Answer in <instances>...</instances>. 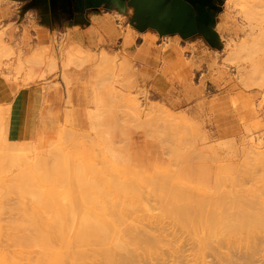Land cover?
<instances>
[{
    "label": "rangeland",
    "instance_id": "rangeland-1",
    "mask_svg": "<svg viewBox=\"0 0 264 264\" xmlns=\"http://www.w3.org/2000/svg\"><path fill=\"white\" fill-rule=\"evenodd\" d=\"M94 94L102 98L104 107L95 105ZM16 105H20L21 110L13 111ZM0 112L4 113L7 125L19 122V130L13 136L16 142L27 147L30 163L40 162L49 166L55 154L54 148L60 147L63 151L75 153L71 155L68 152L69 156H73L69 157V161L71 158L74 160L73 165L68 161V167L74 166V163L87 164L84 166L90 170L86 178L82 173L81 181L94 186L91 189L95 194L106 196L108 193L110 199L113 194L108 189L114 185H119L116 186V189L119 188L116 194L121 191V186L132 188L129 190L127 187L125 191L121 187L124 195L119 192L125 196V204L131 202V206L126 205L127 210L117 205V202H122L121 195L118 194L120 201L117 199V206L113 208L108 205L113 199L108 201L101 195L93 197V192L90 196L97 197L95 205L98 200H103L105 208L106 204L109 208L108 212L103 210L104 204L102 206L99 202L101 205L97 204L98 208L94 204L93 207L103 208L102 214L97 210L95 212L91 204L89 210L97 213L96 216H114L112 211L117 214L121 208L126 213L130 209V217L160 216L162 221L157 218L159 223L149 217L151 226L148 225V218L144 220V223L147 221L145 225L142 220L140 223L143 227L148 225L145 228L147 235L163 234L165 237L159 236L162 240L158 237L159 241H165L162 242V252L159 253V249L155 256L159 259L157 264H224L231 261L264 264V232H258L260 236L254 233L255 240L250 238V245L253 243L257 250H252V255L250 246L247 249L251 251L249 255L247 250L245 253V248L241 252L237 250L239 254L236 251L239 247L234 246L232 241L234 237L230 236V242L229 236L222 232L223 237L219 235L220 239H215L217 243L220 241L218 245H225V240L234 245H229V248L226 245V249L222 245L221 248L218 246L220 249H215L217 243L212 238L220 232L211 235L210 230L204 228L205 232L208 230L206 237L208 234L214 236L210 239L216 245L211 246V240L208 242L206 238L204 242L209 243V248H206L207 244L205 246L202 242L205 235L197 233L202 236V240L197 238L205 246L202 248L208 249V252L202 249L203 253L200 250L198 255L201 246L192 235L196 234L191 230L194 224L189 227L182 221L181 225L192 231L189 234L184 226L183 229L179 226L180 220L174 217L182 216L185 208L188 211H184L183 216L193 213L200 216L203 210H211L200 206V199L205 194L208 197L204 202L209 206L217 202L216 199L210 202L212 196L217 199L220 196L218 201L222 203L227 202L226 198L231 201L232 205L225 203L233 206H226L228 213L224 210L225 206L218 202L221 210L224 208L218 213L222 215L225 211L229 214L224 213L225 217L248 216L255 207L250 206L254 201L262 209L255 210V207L253 215L264 216V164L261 165L264 162V0H0ZM105 131L112 135L110 143L114 151L123 156L122 161L116 158L114 162L103 152L104 156L99 154V136ZM103 161L108 163V167L102 166H107ZM20 168L15 166L1 174L0 185L5 179L10 180L17 175ZM80 168L83 169V166ZM68 177L70 181H65V184L60 182V185L55 182L54 187L68 188L72 181L75 185L71 186V183L70 186L78 192L79 187L76 189L75 186L79 181L70 178L72 174ZM97 179L100 182L110 180L112 183H107L113 186H101ZM159 184L166 186V192ZM154 185L162 190L157 191L158 187L154 188ZM50 186L48 188L47 184L45 187L52 189ZM71 187L67 192H70V200L74 196L76 201L79 199L76 198L77 192H72L75 190ZM96 189L102 192L98 193ZM53 190L57 194L60 191L57 188ZM133 190L137 193L136 200ZM180 190L184 195L187 190L194 195L192 198L200 196L195 198L199 205L194 199L189 200L190 194V197L185 195L188 202L186 198L182 199ZM0 191L2 195L4 189ZM156 191L166 193V196ZM217 192L227 197L216 196ZM11 194H4L6 199L3 195L1 197L5 199L4 204L7 200L3 221L10 216H19L9 212L17 204V196ZM128 195L129 203L125 202ZM162 196L167 199L176 197L179 201L174 198L162 202L167 201L160 200ZM231 196L236 200L232 201ZM60 198L57 200L63 203L67 197ZM106 199L108 202L105 203ZM237 199L240 209L237 208L236 212L233 203L236 205ZM173 200L178 201L174 206ZM82 202L76 209L79 212L89 208L86 207L89 202ZM180 202L182 206L178 205ZM246 202L251 209L240 206ZM164 203L165 209L170 210L171 206L177 209L175 211L171 207L170 212L167 210L173 213L174 220L163 208ZM219 206L213 207L212 217L217 215ZM229 208L235 209L234 215ZM124 211L118 214L126 216L128 213L124 215ZM200 211L202 214H199ZM188 212L189 215L186 214ZM94 213L91 212V215ZM208 213L206 216H209ZM252 213L249 216H253ZM162 216L165 218L162 219ZM152 220L157 221L154 223L158 226H152ZM198 225V228L203 226ZM134 229L139 235L144 233H140L137 227ZM244 237L247 235H242ZM166 244L173 248H168ZM210 247H213L212 253ZM222 248L224 253L220 252ZM233 248H236L235 251ZM227 249L232 250V254ZM216 250L223 255L228 252L229 256L220 254L222 258L219 256L215 261L219 254ZM213 251L216 252L214 256ZM154 258L149 259L156 262ZM141 259L145 260L141 264L149 261L141 257L137 264ZM85 262L92 263L88 259Z\"/></svg>",
    "mask_w": 264,
    "mask_h": 264
},
{
    "label": "bare ground",
    "instance_id": "bare-ground-1",
    "mask_svg": "<svg viewBox=\"0 0 264 264\" xmlns=\"http://www.w3.org/2000/svg\"><path fill=\"white\" fill-rule=\"evenodd\" d=\"M93 102L98 107H104L105 106L104 101L97 94H94ZM19 110H21V106L16 105L15 109L13 111H19ZM85 119L86 118H84V120ZM18 127H19V122H15L12 126L7 125L4 121V113L0 112V175L3 174L9 168H13L15 166L21 167L20 170L17 172L18 173L17 175H15L10 180L5 179L4 180L5 182L3 181V183H1V185H0V190L4 189L5 192H8V193H3L4 191H2L3 197H5L7 194H9V192H10V194L13 193V195L17 196L18 200L17 199L15 200L17 204H16V206H14V204H15L14 203L13 209H11L12 208L11 207L9 212H11V213L15 212L16 214L19 215V216H17V215L16 216H10L7 221H3L2 214L5 212V210H7L5 207V206H7V204H6L7 200L4 204L3 201L6 199V197L4 200H2L3 198L1 199L2 195H1V191H0V195H1L0 196V264H86L87 261L85 263H83V262L87 259L92 261L91 264H96L97 261H99V263H101V264H137V262H139L138 260L141 257L147 258L146 261L149 260L148 262H150V263L152 262V264L153 263L157 264V260H159V259H157V257H155V256H157L156 254L158 253L159 249H160L159 253L162 252L161 251V248L163 245L162 242L165 241L164 240L165 237L162 234V236L164 237L163 238L164 241H159V238H160L159 236H161V234H159V236H156L153 234H152L153 236H151L150 233H149V235H147L148 232L145 230V228H147L148 225L151 224V222L149 224L150 218L157 220V218L159 219L160 216H157V218L155 216H152V217L143 216V218H142V216L141 217H137V216L134 217L133 216L134 218L128 216L130 214V209H129V212H127L128 213L127 214L126 213V210L128 209L127 206L128 205L131 206V202L129 199L133 196L134 193L133 192L130 193L131 194L130 198H129V195H128V197L126 196L127 198L125 199V202L128 201V203L129 202L130 203L125 204L124 203V197L125 196H122V194L124 195V191H122L123 189H121V187H123L125 190L129 186L126 187V186L120 185L121 191H118L116 194L115 192L119 189V188L118 189H116V188L119 187V185L113 186V185H111L112 182L110 180H108V181L106 180V182H105L104 179L101 180V182H100V181H98L99 178L96 181L100 182L101 186L107 185L106 188H109V186H108V184H109L110 187L113 186V188L115 189V190L113 188L108 189V190H110L108 192L112 191V194H113V198H110V199H113L110 201L111 204H109V202H108L110 200L109 197L107 196L108 193H106V196H104L103 193H100L101 196L108 199V201H107V199L105 200V203L107 201L108 205H110V206L112 205V207L114 205H116L117 203H119L121 206L119 204H117V205L119 207H124V209H126L125 211L123 208H121V209L124 211L123 214L124 215L127 214V215L122 216V214L121 215L118 214V212H119L118 207H117L118 208L117 214L119 216H116L117 214L114 213L116 211H112V214H114V216H111V215L110 216H108V215L107 216H105V215H97L96 216L97 213L95 214L94 211H91L92 213H94V215L93 214L91 215V212L89 209L95 205L96 202H94V201H96L97 197L94 199V198H92V196H90L93 192V189H91V188H93L94 186L88 185L87 182L85 183V182L81 181L82 173H83V176H85V178H86L87 177L86 174H88V171L90 170V169H86L85 166L87 164L86 163H84V164L83 163L82 164L76 163V165H75V163H74V166L68 167L69 166L68 165L69 157L73 158V156H71L73 154V152L63 151L60 149V147L54 148L55 154H54L53 160L51 161V164L49 166H43L40 162L30 163L28 161V157H27V147L16 142V140L14 139L15 137L13 135L15 132H17L19 130ZM111 139H112V135L107 131L103 132L102 135L99 136L100 145L98 148L101 150V151H99V154H101V156L103 154L106 155L108 158H110V160H112L114 162H115L116 158L117 159L119 158V160L122 161L123 156L114 151V148L110 143ZM14 140H15V142H14ZM68 152L71 154L70 156H69ZM102 152H103V154H102ZM172 154H174V156H175V153H172ZM73 155H75V153ZM107 157H105V160L108 162ZM72 158L70 160L71 163H69L70 165H73L72 163L74 162V160H72ZM104 161H103V164L106 163V165H107L108 163L104 162ZM260 162H262V161H260ZM181 163H183V162H181ZM263 164H264V162H262L261 165H263ZM81 165L83 166V169L80 168V167H82ZM102 166L105 168L108 167V165L107 166L102 165ZM67 170H69V172ZM85 171H86V173H85ZM66 172H68L70 175L72 174V177H70V178H74L75 180L79 181L76 183V185H78V186H75L76 189H77V187H79L78 192L74 189V187H71V186L75 185L72 181L70 182V185H71V183L73 185L70 186L69 184H67V186L69 185L68 188H65V186L63 188L58 187V186L54 187L56 185L55 182H58L59 184L58 183L57 184L60 185V182H61V184H63V183L65 184V181L66 182H67V180L70 181L69 177H68L70 175H68V173H66ZM96 176H98V174ZM113 176H115V175L113 174ZM91 179H94V177ZM91 179H89V181H91ZM100 179H102V178H100ZM105 179H107V178H105ZM107 182H111V183H107ZM100 183H98V185H100ZM105 183H107V184H105ZM117 183L120 184V182H116L115 184H117ZM122 183H125V181H123ZM47 184H48V188H49V185H52V186H50L52 189H46L45 186ZM157 185L156 186L154 185V188L155 187L157 188L158 187ZM159 186H161V184H159ZM69 187L72 188L71 190H75L72 192H77L76 198L78 197L79 199L74 201L75 198L73 196V200H72L75 203H72V201L70 200L71 199L70 194H68L70 192H67V189H69ZM161 187H163V186H161ZM161 187H158L156 190L157 191L162 190ZM53 188H55V189L57 188L60 190V191H58V194H57L56 190H53ZM154 188H153V190H154ZM165 188H166V186L163 187V190ZM5 189H7V190H5ZM61 189H64V190H62L64 192H62ZM131 189L132 188L129 187V190H131ZM97 190L98 189H96V192H98V193L101 191L100 189L98 191ZM129 190L127 191L128 194H129ZM54 191H56L55 195H58L59 197H61L60 200L62 199V197L63 198L67 197L64 199L65 203L64 202L61 203L62 200L61 201L57 200V198L59 199V197L54 195ZM85 191H89L91 193H89V192L86 193ZM133 191L135 192V190H133ZM182 191L181 190L179 191V195L180 194L182 195V193L184 195V192H182ZM119 192H121L122 194L121 193L119 194ZM154 192H155V190H154ZM160 192H162V191H160ZM93 193L95 194V192H93ZM114 193L117 195V198H115L116 195ZM176 193H178V190ZM185 193L188 194V195L185 194L186 196H189V194H190V193H188L187 190L185 191ZM220 193L217 192V193H215V195L220 194ZM4 194H6V195L4 196ZM87 194H89V196ZM94 194H93V197L96 195L100 196L97 193L95 195ZM112 194L109 193V195H112ZM118 194L121 195V197ZM157 194L166 196V195H164L166 193L162 194V193L157 192ZM229 194H231V193H229ZM229 194H228V196H229ZM62 195H64V196H62ZM67 195L69 196V198ZM125 195H127V194H125ZM183 195H182V197H184V198H182V199H185L186 197H185V195L184 196ZM190 195H191V198H192V196H194L192 194H190ZM86 196H87L88 200H86ZM203 196L200 199L201 200L200 206L202 205L203 209L205 207H207L206 209H211V210H203L205 212V215H203L204 212L202 214V212L200 211L199 214H202L200 216L199 215L194 216L193 212H195V210L194 211L192 210L193 216L191 214H190L191 216H187V215L183 216V214H185L184 211L187 212L188 210H185L186 208L183 209L184 207H181L182 203L180 202L181 204L179 203L178 205H181V206H176V208L181 207L180 209H183V212L180 209H178V210L180 212H182L183 214L181 213L182 216H180V215L174 216V217H176V219L178 221L179 220L181 221V222L179 221V223H180L179 226H181V228H182L184 225L182 226L181 223L183 224L184 222L189 227H191L194 224L193 227L191 228V230H194L193 232H196V234L190 233L191 230H190V228L188 230V227L185 228V226H184V229L189 231V234L194 235L193 237L195 238L194 240L196 242L202 240V238H201L202 236L201 237L198 236V235H201V233L203 236L205 235L202 242H204V240L206 238H207L206 241L210 242V240H211L210 238L214 237V236H210L208 234V237H206L208 230H210L211 235H212V233L215 235L218 232H220V234H217L218 238L216 237L217 235H215L214 239L212 238V240H214L216 243H217V240L220 239V237H223L222 233H224L225 235H228L229 236L228 239L230 238V236L234 237V239L232 241H234L235 245H234V243L232 245H230L229 242H227L228 243L227 244L226 240H225V245L223 242H222L223 244L221 243L223 245V248L226 245L228 246L227 248H229V245H230V247L231 246L233 247V245L234 246L237 245L240 249L237 247L238 249L235 248L236 251L237 250L240 251V250H243L245 248V253H246V250L251 246L250 243L252 241H250V238L252 239L254 237L253 236L254 233L257 232V235H258L260 233V231H262V233L264 232V216H257V214H256V216L253 215V214H255V210H261L262 208H259L260 206L258 205V203L256 201H254L255 203L252 201L254 204L253 203L251 204V202L249 201V204H251L250 205L251 207H253L252 205L257 207L255 210H254V208H255L254 207L252 209L253 213L251 210V212L249 214V215H251V213H252L253 216H249V215L248 216H239L238 215L239 213H235V215L237 214L238 216L230 215L229 217H231V216L233 217V218H230L231 219L230 220L228 216L225 217V215H229V214H227L228 213L227 211H229V210H228V208L226 210L227 205L225 203H229V204L231 203V201L229 202L228 201L229 199L226 198L227 195L226 194L223 195L226 197H224L222 200H224L226 198V201H227V202L224 201V203H222V201L221 202L218 201L221 198L220 196L218 199L216 197L214 198L212 196L213 200L210 202H214V199H216L217 202L214 204H216L218 207L219 206L218 202H220V204L222 203L221 206H223V207L225 206L224 207L225 209L224 208L223 209L227 212V213H225V211H224L221 213L222 215H224V213H225L224 217L222 215H220V213H218V212L223 211V209L221 210L222 207L219 206V211H217V209L215 210V212L217 211L216 212L217 217L216 216L212 217L210 215V213H213V210H214L213 207H215L216 205L211 203L212 206L211 205L209 206V203L207 204V202L206 203L204 202V200L206 201V198L208 197V195L206 196V194H205V197H203ZM216 196H218V195H216ZM234 196L235 195L233 194V198H235ZM119 197L122 198L121 199L122 202L116 203V201H118L117 199H119V201H120ZM159 197H161V196H159ZM176 197H174V198H176ZM197 197H193L192 199L190 198L189 200L194 199V202H195V198L199 199L200 196H197ZM84 198H85V200H84ZM134 198L136 200L137 193L134 194ZM174 198H172V199H174ZM203 198H205V199H203ZM209 198H208V200H210ZM231 198H232V196H231ZM233 198L231 200L235 201L236 199H233ZM159 199L161 200V199H167V198L163 197V198H159ZM169 199L172 200L171 198H168L167 201L163 200L162 202H164V201L168 202ZM182 199L180 198V200H182ZM67 200H70V201L68 202ZM78 200L79 201L80 200L87 201V203L89 202V205L86 204V207L89 206V208H87L88 210L86 209V210L81 211V212H79V210H76L80 206L79 204L83 203L82 201L78 202ZM114 200H115V203L113 204L112 202H114ZM177 200L179 201V199H177ZM186 200H187V198H186ZM178 201L173 200L172 205L174 203H175L174 205H176V202L178 203ZM77 202L79 203L78 205H77ZM90 202H92V203H90ZM99 202L103 206V204H104L103 200H98L97 204H100ZM159 202H161V201H159ZM187 202H188V200H187ZM191 202H192V204L194 203L193 201H191ZM198 202L199 201L196 200L195 204L197 203V205H199ZM238 202H239V200L237 199L236 205L238 204ZM136 203L138 204V201ZM161 203H159V204H161ZM170 203H171V201H170ZM184 203H183V206H184ZM90 204L92 205L91 207H90ZM97 204L95 206H97ZM166 204H168V203H166ZM233 204H234V207L236 208V212H237L238 209H240V208L238 205L236 207L235 203H233ZM245 204L247 206H245ZM245 204L241 203V205H240V203H239L240 206L243 205L244 207L251 209L250 206L247 204V202ZM108 205L106 204V206L109 208ZM185 205H186L185 207H188L187 204H185ZM230 205H232V203ZM230 205L227 207H233ZM102 206H99V208H101ZM165 206L166 205L164 203V207H163L164 209H165ZM169 206H170V204H169ZM173 206H171V207L174 209ZM193 206H195V205H193ZM83 207H85V206H83ZM83 207L81 206L80 208H83ZM107 207L105 208V204H104L103 208H105V209H103V208H101V209L107 210L108 209ZM171 207H170V210L165 209L166 212H168V211L170 212L172 209ZM217 207H215V208H217ZM7 208H9V207H7ZM97 208H98V206H97ZM197 208L200 209L201 207L197 206ZM101 209L99 210V209L94 208L93 210H95V212H96V210L100 211V213H101ZM121 209H119V210H121ZM188 209H189V207H188ZM229 209H231V211H232L231 213L234 215L235 209L234 208H229ZM232 209H234V211ZM111 210H112V208H111ZM245 210H247L246 212L250 211V210L248 211V209H245ZM77 211L81 215L79 214V216H77V214H78ZM175 211H177V209ZM208 211H209V213H208ZM242 211H244V208ZM242 211H240V213ZM76 212H77V214H76ZM107 212H108V210H107ZM107 212H105V213H107ZM169 212H168V214H170ZM172 212H173V210H172ZM180 212H178V213L180 214ZM198 212H199V210H198ZM198 212H197V214H198ZM206 212L209 214V216L208 215L206 216V214H207ZM262 212H264V211L262 210ZM15 213H13V214H15ZM109 213H111V212L109 211ZM75 214H76V216H75ZM171 214H173V213H171ZM171 214L169 217L172 218L173 216H171ZM186 214L189 215V212ZM218 214L221 217L218 216ZM247 214H245V215H247ZM259 214H260V211H259ZM262 214H264V213H262ZM127 216L129 217V221L131 219H133V220H131L132 223L127 221V219H128ZM174 217L172 218L173 220H174ZM227 217L229 220L227 219ZM146 218H148L147 219L148 225H147V227L146 226L143 227L147 222V221H145V223H144V220H146ZM163 218H165V217L162 216V219ZM223 218H225V220ZM226 219H227V221H226ZM141 220L143 221L144 225L140 224L142 222ZM154 220H152L153 221L152 226H154V225L158 226L157 223L162 221L161 217H160V221L157 220L158 222L154 221ZM183 220H184V222H182ZM178 221H174V222H178ZM195 221L199 225L196 224ZM126 222L130 223L131 225L127 224ZM154 222H157V223L155 224ZM136 223L137 224L139 223V224L137 225ZM187 223H189L190 225ZM133 224H134V226H133ZM135 225H136L138 231H139V229L141 230L140 233L143 231L147 236L144 233L142 235L141 234L139 235L138 232L135 233V231H134L135 230L134 228H136ZM196 225H198V226L203 225V226H200L198 228ZM201 227L203 228V230ZM195 228H196V230H195ZM204 228H207L208 230L205 229L206 230V232H205ZM198 229L200 230L199 231L200 233L197 232ZM159 230L161 231L160 228H159ZM204 232H205V234H204ZM242 232H243V234H242ZM244 232L246 234H244ZM197 233H198V235H197ZM240 234L245 235V236L247 235V237L242 238V235H240ZM219 235H222V236L219 237ZM263 235L261 234V236H263ZM149 236H151V238H149ZM162 236H161V238H162ZM259 236H260V234H259ZM198 237L200 240L199 239L197 240ZM215 239H217V240H215ZM230 239H232V238H230ZM212 240H211V242L213 244ZM230 242H231V240H230ZM256 242H258V240ZM205 243L207 244V242H204V245H205ZM216 243L211 245V246L216 245ZM219 243H220V241L217 243L215 249L218 248ZM159 244H160V247H159ZM167 244H166V246L168 248H170L171 244L170 243H169L170 245H167ZM208 244H207V246L205 245L206 248L208 247ZM197 245H198V243H197ZM204 245H203V243L201 244V241H200L199 247L201 246L200 247L201 249H199V247L197 248V249H199L198 255H200L199 252L201 253L200 250L203 249L202 246L205 247ZM221 246H219V247L221 248ZM257 246L258 245L256 244V247ZM241 247H242V249H241ZM171 248H173V247H171ZM206 248H204V249H205V251L208 252V249H206ZM220 248H218V249H220ZM223 248L221 249L222 251L220 250V252L224 253ZM252 248H254L253 243H252L250 250L251 251L257 250L255 248L254 249H252ZM211 249L213 250V247L212 248L210 247L209 250L211 251ZM225 249H226V247H225ZM235 249H234V251H235ZM170 250L173 251V249H170ZM203 250H202V253H203ZM227 250H229V249H227ZM248 250H247V254H249L251 252V251L249 252ZM216 251H218V250H216ZM214 252L215 251H213V256H214ZM220 252H219V254H217L216 259L214 258L215 261L217 260V257L220 256V254L222 256H225V255L229 256V254H227L228 252L226 253V251H225L226 254H224V255ZM231 252H232V250H231ZM231 252L229 250V253H231ZM253 252L254 251H252V255H253ZM210 253H212V251ZM256 253H257V251H255V254ZM231 254H230V256H231ZM215 255H216V252H215ZM241 255H243V254H241ZM244 255H246V254H244ZM222 256H220V258H222ZM154 257L156 258V262H154L155 260L153 261V259H152V261H151V259H149V258H154ZM159 257H161V256H158V258ZM241 257H244V256H241ZM253 257H251V258L253 259ZM225 259L226 258H224L223 260L225 261ZM223 260H221V261H223ZM227 260H226V262H227ZM229 260H231V259H229ZM233 260H235V259H233ZM242 260L244 261V258ZM143 261H145V260L143 259ZM143 261L141 259L139 264H141V262H143ZM253 261H254V259L251 262H253ZM219 262H220V260H219ZM231 262H229V263H231ZM236 262L234 261V262H232V264L233 263L236 264ZM89 263H90V261H89ZM229 263H224V264H229ZM244 263H246V262H244ZM237 264H240V263L237 262ZM248 264H250L249 261H248Z\"/></svg>",
    "mask_w": 264,
    "mask_h": 264
}]
</instances>
